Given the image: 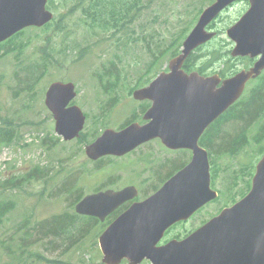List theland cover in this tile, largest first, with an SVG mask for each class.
Returning a JSON list of instances; mask_svg holds the SVG:
<instances>
[{
	"label": "rangeland",
	"instance_id": "obj_1",
	"mask_svg": "<svg viewBox=\"0 0 264 264\" xmlns=\"http://www.w3.org/2000/svg\"><path fill=\"white\" fill-rule=\"evenodd\" d=\"M129 1L139 5L141 12L131 18L124 30L117 27L106 30L90 25L85 28L89 19L75 6V0H53L51 10L56 15L64 13L65 28L60 29L57 24L49 28H27L14 41L21 51L7 54L3 49L0 53V56L3 54L0 57V114L18 124L17 139L0 148V201L14 200L16 204L0 222V264H56V261L104 264L98 239L110 220L102 222L103 227L96 224L94 228L86 220L79 221L77 227L87 232L84 240L77 244L80 235L75 232L70 240L65 236L56 241L55 248L52 237L45 233L43 221L64 213H75L78 190L85 196L97 188L120 189L130 184L140 186V183L141 189H149L142 190L141 197L150 196L163 184L166 176L177 173L182 163H187L191 156L193 158V150L189 148L169 153L162 151V145L157 143L120 159L104 157L93 161L86 154V144L94 141L106 128L119 130L129 118L142 119L143 102L135 99L133 92L149 85L165 68L169 69V61L182 51L184 40L178 52L173 53L178 42L187 29L192 30L195 26L200 10L202 12L214 0L211 3L208 0ZM73 9L76 12L68 14ZM248 9L249 2L241 1L226 9L209 27L219 34L198 52L203 55L194 59L196 64L203 65L207 74L223 67L221 59L209 62L211 56L204 54L214 49L222 52L223 59L237 63L238 70L243 68V60L241 62L239 58L245 57L232 56L235 42L227 35V29ZM126 37L129 41L125 46ZM68 45L73 48L69 49ZM152 61L155 64H149ZM254 62L255 59L251 65ZM263 75L264 72L260 76ZM102 76L110 77V82L101 81L106 80ZM261 77L251 79L242 101L247 102L251 83ZM54 81H71L76 85L78 94L72 103L79 105L87 116L82 138L65 141L55 130L54 116L45 103L46 91ZM29 82H35L36 86L24 89ZM247 105L236 108L237 117L221 126L222 133L238 143L233 145L231 140L232 143L225 144L229 151L224 154L211 149L207 151L218 169L216 175L213 173L212 184L220 195L198 209L187 222L175 226L170 233L168 231L167 238L196 230L220 213L231 199L242 196L250 182L252 184L257 163L263 155L258 152L260 145L254 135L258 125L264 124V111L239 118ZM47 135L58 138L52 148L43 141ZM215 147L224 148L222 142H217ZM236 147L238 151L233 155ZM165 157L174 160L158 173L157 163ZM150 159L153 169L147 172L144 162ZM34 169L44 170L48 177L25 183L19 190L5 189L8 179ZM70 185L78 190L69 192ZM23 236L28 247L20 251L16 244L24 242ZM122 264L129 263L125 260Z\"/></svg>",
	"mask_w": 264,
	"mask_h": 264
},
{
	"label": "water",
	"instance_id": "obj_2",
	"mask_svg": "<svg viewBox=\"0 0 264 264\" xmlns=\"http://www.w3.org/2000/svg\"><path fill=\"white\" fill-rule=\"evenodd\" d=\"M49 0H0V44L29 27H43L54 18ZM237 0H214L201 12L183 41L182 51L169 61L149 85L136 89L137 100L153 101L144 118L116 130L106 128L86 145L92 160L107 155L123 156L140 144L161 138L172 149L193 150L191 161L156 192L135 202L99 236L104 264H264V153L257 163L250 191L239 201L213 216L185 238L160 244L174 224L187 221L218 197L211 186L208 150L199 140L205 130L243 95L247 83L264 71V0H249V9L227 29L235 42L234 57H251L254 64L222 78L219 74L187 72L183 66L200 46L217 32L209 25ZM77 95L76 85L54 81L45 103L55 119V130L65 141L78 138L86 115L78 105L69 106ZM139 195L136 186L101 190L85 195L75 206L77 214L104 222L125 202Z\"/></svg>",
	"mask_w": 264,
	"mask_h": 264
},
{
	"label": "trees",
	"instance_id": "obj_3",
	"mask_svg": "<svg viewBox=\"0 0 264 264\" xmlns=\"http://www.w3.org/2000/svg\"><path fill=\"white\" fill-rule=\"evenodd\" d=\"M52 1L53 0L48 1L47 7L49 9H51V7L53 6ZM212 1L213 0H208V2H210V3ZM74 4L77 8L82 10L85 18L89 19V20H86L87 26L84 25L85 28H88V26L90 25L94 29L100 28V29L108 30L112 27H117V29L123 28V30H124L125 28H127L128 24L130 23L131 18L135 17L138 13L141 12L140 6L139 5H132L129 0H75ZM201 10L199 13H201ZM75 12H76V10L73 9V10L69 11L68 14H74ZM220 16L218 18H220ZM64 18H65L64 13H60L59 15L55 14L52 21H50L49 23H47L43 27L49 28L52 24H57V25H59L60 29L65 28L64 27V22H65ZM215 21H213L210 24V26L213 25ZM30 28H37V27H30ZM25 30L26 29L18 32L17 34H15L14 36H12L8 40H6L5 42L1 43L0 44V53H2L3 49H6L5 53H7V54H9L12 51L13 52H15L17 50L21 51L22 50L21 48H16V43L14 41L20 35H22ZM190 30L191 29H187V32L182 36V38L178 42L176 48L174 49L173 53L178 52L180 44L182 43V41L184 40V38L186 37V35L188 34V32ZM218 34H219V31H217L216 37L218 36ZM215 38H214V40H215ZM128 41H129V38L126 37L123 45L126 46L128 44ZM97 42L99 43L100 40H98ZM212 42L213 41H211L209 44H211ZM207 44L208 43L198 47L190 55V57L184 63L185 70H187L188 72L193 71V70H197L201 74H205V75L207 74L205 69L203 67H201L203 65H199V63H197L199 65L198 66L194 62V59L196 57L203 55V54H199L198 52L203 50L204 48H206L209 45V44L208 45ZM5 45H6V47H4ZM68 46H69V49L73 48L71 45H68ZM127 47H129V46H127ZM204 54H208V56H211L208 59L209 62L212 61L213 59L214 60L221 59L223 67L220 68L219 70H215L214 73L217 72L222 77H228V76L234 74L236 71H238L237 63H235L233 61V64H232V60L229 58L223 59L222 52H220L219 50L214 49V50H211L210 52H206ZM2 55L0 57H2ZM239 59L241 60V62L243 60L242 67L250 66L253 63V60L250 57L239 58ZM149 64H155V61H152ZM102 77H104V76H102ZM104 78L106 80H104V79H102V80L100 79V80L105 81V82H107V81L110 82V77H107V78L104 77ZM251 84H253V86L251 88V93H249L246 97L247 102L242 101L243 97H241L225 113H223L221 115V117H219L215 122H213L206 129L204 134L202 135V137L200 139L201 144L208 147V149H211L213 151L220 152V153L224 154L225 151L226 152L229 151V149H225V147H226L225 144H228L229 141L231 142V140L233 142L234 140L231 138V136L225 135V133H222L221 126L224 124V122H227L229 120H232V118L237 117L236 108L240 107L241 105L243 106L244 104L248 103V105L243 110L244 112L239 114V118H242V119L244 117H246L247 114L252 115V113L255 112L257 115V114H260L262 111H264V75L261 78H259L256 82L251 83ZM109 85L110 84L106 85L105 88L107 89L109 87ZM35 86H36L35 82H31V83L29 82L24 87V89H31V88H34ZM249 95H250V98L247 99ZM17 126H18V124L15 123L13 121V119H10V118L4 119V117L0 114V148L4 144H8V143L12 142L13 140L17 139V136H18V127ZM255 132L256 133L254 135V138H255L256 142H258V144L260 145L258 152L261 155L264 153V124L258 125V129ZM82 137H83V134L81 135V138ZM56 139L55 138L53 139L47 135L46 137H44L43 141L46 142L45 143L46 146L52 148L53 144L57 143V141H58V138H56ZM217 142H222V146H224V148L215 147ZM236 143H238V142H233V145H235ZM242 144H243V141H242ZM237 151H238V147L234 148V150L232 151L233 155H235V153ZM184 164L185 163H182L178 169L183 167ZM217 170L218 169L215 168L214 163H212V161H211L212 173H215V175H216ZM170 176H171V174L166 176V177L169 178ZM47 177H48V174L44 170L39 171L37 169H34L27 174H23L21 176L14 177L13 179H8L5 183V189L6 190L11 189L14 191L19 190V189H21V187L25 183H31L34 180L44 179ZM71 189L72 190H78L76 188L75 189L72 188V186L70 185L69 192ZM101 189L102 188H97L95 191H99ZM77 192H78L77 193L78 196L76 197V200L74 201L75 203H78L83 198L81 190H78ZM235 200H236V198L232 199V201H235ZM15 205L16 204H15L14 200L0 201V222H2L4 218H6V216L11 212V210L13 209V207ZM112 217L113 216L111 215L107 220H110V222H111L113 219ZM81 220H86L88 222V224L90 226H92L93 228L96 224L101 225L102 227L104 224L96 217L83 216V215L77 214L76 212L72 213V214L64 213L61 216L53 217L51 220L47 219V220L43 221V223L46 224V226L44 227L46 230L45 233L50 238L52 237L51 242H52V244H54L53 245L54 248L56 247L55 246L56 241H59L62 238L65 239V236L69 239L70 236L73 235L75 232H78V234L80 235L78 240H77V244L79 242H81L82 240H84V238L87 235V232H84L83 230H81L77 227L78 222ZM181 223H184V222H181ZM47 224H49V225H47ZM175 226H177V225H175ZM89 232H90V230H89ZM186 232H188V231H186ZM22 238H23L22 240L24 242L22 244L20 242V243L16 244V246L18 247V249L20 251H25V249H27V247H28V243H27L26 237L23 236ZM56 264H69V263L66 261H64V262L56 261Z\"/></svg>",
	"mask_w": 264,
	"mask_h": 264
},
{
	"label": "flooded vegetation",
	"instance_id": "obj_4",
	"mask_svg": "<svg viewBox=\"0 0 264 264\" xmlns=\"http://www.w3.org/2000/svg\"><path fill=\"white\" fill-rule=\"evenodd\" d=\"M241 1H248L249 2V0H237L236 2H234V3H232L231 5H229L226 9H228V8H230L231 6H233V5H235V4H237V3H239V2H241ZM249 7H250V2H249ZM225 9V10H226ZM224 10V11H225ZM223 11V12H224ZM247 11V10H246ZM222 12V13H223ZM222 13L220 14V15H222ZM243 14V13H242ZM219 15V16H220ZM238 20V19H237ZM236 20V21H237ZM235 21V22H236ZM209 27H210V25H209ZM183 68H184V66H183ZM185 69V68H184ZM164 70H169V69H167V68H165ZM193 71H195V70H193ZM189 72H192V71H189ZM201 74V73H200ZM202 75H205V74H202ZM209 75V74H208ZM207 74H206V76H208ZM76 92H77V90H76ZM78 94V93H77ZM77 97V95L75 96V98ZM75 98L71 101V103L69 104V106H72V105H77V104H75V103H72L74 100H75ZM142 102H143V104H142V108H143V110H144V112H143V117H142V119L141 118H139V119H137L136 118V116H134V118H129V120L126 122V125L124 126V127H126V126H128L129 124H131V123H134V122H139L140 124H145V123H147L148 122V120H146L145 118H144V115H145V113L147 112V110L151 107V105H152V103H153V101L152 100H150V99H144V100H141ZM79 106V105H78ZM80 107V106H79ZM82 109V108H81ZM83 110V109H82ZM86 118H87V116H86ZM124 127H122V128H124ZM122 128H119V130L120 129H122ZM84 131V130H83ZM83 134V132H81V134H80V136L79 137H81V135ZM202 137V136H201ZM201 139V138H200ZM153 143H157V144H159V145H162V147H161V150L162 151H164V152H169V153H178V152H181L182 150H185L184 148H178V149H172V148H169L168 146H166L164 143H163V141H162V139L161 138H154V139H151V140H149V141H146V142H144V143H142V144H140L139 146H137L134 150H132L131 152H129V153H127V154H125V155H123V156H114V155H107V156H104V157H111V158H114V159H116V158H118V159H120V158H122V157H124V156H128L129 154H131V153H134L136 150H138V149H140V148H142V147H148V146H150L151 144H153ZM88 144V143H87ZM199 144H200V146L201 147H203V148H205V149H207V150H209L208 149V147H206L205 145H203V144H201V141L199 140ZM175 156V155H174ZM104 157H102V158H100V159H98V160H102ZM192 157V156H191ZM191 157H190V159H191ZM189 159V160H190ZM98 160H93V161H98ZM152 159H150V160H148L147 162H144V164H145V168H146V170H147V172H150L152 169H153V166H151V164H152V161H151ZM173 160L174 159H171V158H169V157H165V158H163V160L162 161H160V162H158L157 163V170H158V173L160 172V169L161 168H164V167H168V166H170L171 164H172V162H173ZM187 163H185L184 164V166L186 165ZM146 165H148V166H146ZM175 165V164H174ZM173 165V166H174ZM172 166V167H173ZM183 166V167H184ZM182 167V168H183ZM119 168L120 167H118L117 166V170H119ZM124 168H126V167H124ZM179 170V169H178ZM177 172V171H176ZM155 173H157V172H155ZM175 174V173H174ZM173 174V175H174ZM173 175H171L169 178H167V179H165L162 183L164 184L168 179H170ZM213 173H212V171H211V185H212V188L214 187V185L212 184V182H213V180H214V178H213ZM160 176V175H159ZM158 176V177H159ZM158 177H157V179H158ZM142 182H144V183H146V180L145 179H142L141 180ZM158 181H160L159 179H158ZM140 186H138V185H135V184H130V185H126V186H124V187H120V189H116V188H112V187H108V188H106L105 190H107V189H113V190H117V191H119V190H122V189H124V188H126V187H129V186H136L138 189H139V195L136 197V198H134L133 200H130V201H127V202H125L123 205H121L116 211H114L111 215L112 216H114V218L112 219V221L113 220H115L120 214H122L125 210H127L132 204H134L135 202H140V201H142V200H145L146 198H148L149 196H147V197H145V198H142L141 197V193L143 192L142 190H149V189H141V184L140 183H138ZM162 184V185H163ZM161 185V186H162ZM248 185H249V182H248ZM160 186V187H161ZM140 187V188H139ZM159 187V188H160ZM159 188L158 189H156L154 192H156L157 190H159ZM141 189V190H140ZM214 189V188H213ZM250 189H251V182H250V186H249V188L247 189V191H246V193L244 194V195H242V196H240V197H238L235 201H232V199H231V201L229 202V203H227L224 207H229V206H231V205H233L234 203H236L237 201H239L241 198H243L249 191H250ZM101 190H103V189H101ZM101 190H99V191H101ZM215 190H217V189H215ZM218 191V194L220 195V191L219 190H217ZM98 192V191H97ZM153 192V193H154ZM152 193V194H153ZM151 194V195H152ZM150 195V196H151ZM218 195V196H219ZM218 198V197H217ZM216 198V199H217ZM212 201H215V199L214 200H212ZM211 201V202H212ZM210 203V202H209ZM223 207V208H224ZM221 211V210H220ZM219 211V212H220ZM197 213V212H196ZM195 213V214H196ZM110 215V216H111ZM109 216V217H110ZM111 221V222H112ZM188 221V220H187ZM187 221H184V222H187ZM110 222V223H111ZM179 223H176L175 225H178ZM175 225H173V226H171L167 231H166V233H165V236H164V238H163V240L160 242V244H162V243H166V242H168V241H170L171 239H173V238H179V239H182V238H185L186 236H188L189 234H191L193 231L191 230V231H188V232H185L184 234H180V235H176V236H174V237H169V238H167V235H168V231H169V233H170V231L174 228V226ZM125 260H127V259H124L123 260V262L125 261ZM128 261V260H127ZM145 261H150L149 259H145L143 262H145ZM122 262V263H123ZM142 262V263H143ZM121 263V264H122ZM129 263V262H128ZM150 263H151V261H150ZM130 264V263H129ZM152 264V263H151Z\"/></svg>",
	"mask_w": 264,
	"mask_h": 264
}]
</instances>
